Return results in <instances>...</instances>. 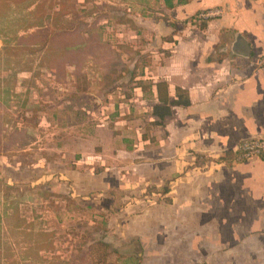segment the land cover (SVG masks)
<instances>
[{"label": "crops", "instance_id": "crops-1", "mask_svg": "<svg viewBox=\"0 0 264 264\" xmlns=\"http://www.w3.org/2000/svg\"><path fill=\"white\" fill-rule=\"evenodd\" d=\"M161 3L168 19L163 24L148 19L147 31L151 46L163 27L168 36L160 52L163 57L152 51L155 60L140 70L135 65L142 51L136 54L130 71L120 70L119 80L109 87L112 91L95 99L103 108L113 107L112 114L102 111L104 124H97L106 129L114 123L107 143L111 149L103 152L99 147L93 154L66 149L60 151L62 157L42 156L36 183L54 192L65 187L68 198L102 205L110 218L108 228L124 239L113 246L112 264H264V204L255 206L257 215L252 218V206L239 210L232 204L239 199L231 195L225 200L230 203L227 210L208 205L196 214L195 227L188 229V204L201 199L196 190L187 199L180 191L189 180L188 154L225 153L243 140L264 138V67L257 63L264 54V0H175L172 8ZM214 9L221 13L204 22L191 21L199 12ZM159 81L167 83L162 93L171 107L164 118L154 113L162 103ZM141 119L147 126L137 123ZM115 149L120 158L113 164L115 154H110ZM70 152L73 158H65ZM192 159L199 165L196 156ZM253 164L264 166V161ZM163 183L168 192H163ZM151 185L153 191L146 197L162 196L163 203L141 212L138 192ZM248 200L243 196L242 202ZM191 232L195 236L189 238ZM176 241L190 244L178 251Z\"/></svg>", "mask_w": 264, "mask_h": 264}, {"label": "rangeland", "instance_id": "rangeland-1", "mask_svg": "<svg viewBox=\"0 0 264 264\" xmlns=\"http://www.w3.org/2000/svg\"><path fill=\"white\" fill-rule=\"evenodd\" d=\"M161 1L0 0V264H102L105 258L113 263V246L124 239L108 228L102 205L68 198L65 187L54 192L36 180L42 156L111 149L107 143L114 123L107 130L97 124L103 123L102 111L111 113L113 107L103 108L95 99L112 91L120 70L133 65L135 51H142L136 63L140 70L155 60L152 51L163 57L168 38L163 27L151 46L147 31L148 19L162 24L168 19ZM137 123L147 126L146 119ZM237 146L225 153L205 151L200 166L193 163L195 153L187 155L189 180L180 191L187 199L196 190L201 199L188 204V229L208 205L227 210L231 195L239 199L232 202L239 210L252 206V218L255 206L264 204V166L253 164L264 159L245 158ZM70 153L65 158H73ZM117 153L110 154H115L113 164ZM225 157L233 159L232 167ZM147 190L138 192L141 212L164 200L148 199L152 185ZM243 196L249 200L242 202ZM173 244L184 250L190 241Z\"/></svg>", "mask_w": 264, "mask_h": 264}, {"label": "built area", "instance_id": "built-area-1", "mask_svg": "<svg viewBox=\"0 0 264 264\" xmlns=\"http://www.w3.org/2000/svg\"><path fill=\"white\" fill-rule=\"evenodd\" d=\"M220 13L221 10L218 9L201 11L195 15L191 21L193 23L204 22L205 20H209L215 16H218ZM257 63L259 67H264V54L258 58ZM235 151L241 153V155L245 158L258 157L260 159H264V138L243 140L237 146Z\"/></svg>", "mask_w": 264, "mask_h": 264}, {"label": "trees", "instance_id": "trees-1", "mask_svg": "<svg viewBox=\"0 0 264 264\" xmlns=\"http://www.w3.org/2000/svg\"><path fill=\"white\" fill-rule=\"evenodd\" d=\"M165 1V4L172 8L174 7L175 3L174 1L175 0H164ZM188 0H177V3H185L187 2ZM34 3H32L33 5ZM141 53L140 51H135V54H139ZM135 67H139V65H135ZM125 69L127 71H130L129 67H125ZM157 85V88L159 90V94H160V101L162 103H160V105H156L154 107V113L159 116L160 118H164L166 115H169L171 113V107H170V103H168V98L166 96H163V93H162V90L164 88H167V83L165 81H159L156 83ZM206 157H204V155L202 154H196V163L197 164H200ZM223 158H221L222 160ZM227 162V164L232 165V160L233 159H230L229 157H225V159H223ZM206 162V161H205ZM162 190L163 192H168L169 191V186L167 183H165V185H163L162 187Z\"/></svg>", "mask_w": 264, "mask_h": 264}]
</instances>
